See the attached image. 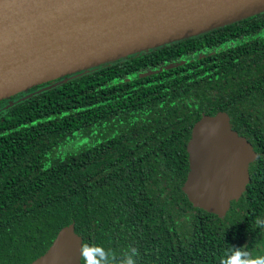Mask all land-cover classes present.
Masks as SVG:
<instances>
[{
  "label": "trees",
  "instance_id": "obj_1",
  "mask_svg": "<svg viewBox=\"0 0 264 264\" xmlns=\"http://www.w3.org/2000/svg\"><path fill=\"white\" fill-rule=\"evenodd\" d=\"M218 112L257 155L223 218L182 192L191 129ZM257 217L264 12L91 68L0 111V264H30L70 224L82 242L137 248V264H220L229 245L261 251Z\"/></svg>",
  "mask_w": 264,
  "mask_h": 264
},
{
  "label": "water",
  "instance_id": "obj_2",
  "mask_svg": "<svg viewBox=\"0 0 264 264\" xmlns=\"http://www.w3.org/2000/svg\"><path fill=\"white\" fill-rule=\"evenodd\" d=\"M263 12L264 0H0V101L64 79L0 111L91 68ZM186 152L182 192L192 207L223 218L249 184L256 153L224 112L202 115ZM81 243L70 224L30 264H81Z\"/></svg>",
  "mask_w": 264,
  "mask_h": 264
},
{
  "label": "clouds",
  "instance_id": "obj_3",
  "mask_svg": "<svg viewBox=\"0 0 264 264\" xmlns=\"http://www.w3.org/2000/svg\"><path fill=\"white\" fill-rule=\"evenodd\" d=\"M255 226L264 229V218L257 217ZM261 251H252L249 246H230L224 251L220 264H264V245L257 244ZM139 250L129 247L121 253L103 245L82 242L81 264H137Z\"/></svg>",
  "mask_w": 264,
  "mask_h": 264
}]
</instances>
